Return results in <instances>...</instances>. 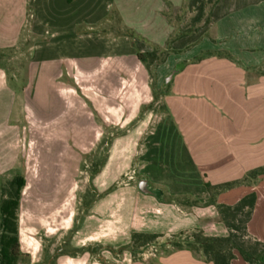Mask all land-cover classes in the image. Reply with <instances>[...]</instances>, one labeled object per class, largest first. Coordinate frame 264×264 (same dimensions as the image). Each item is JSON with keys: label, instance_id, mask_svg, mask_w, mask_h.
I'll list each match as a JSON object with an SVG mask.
<instances>
[{"label": "crops", "instance_id": "crops-1", "mask_svg": "<svg viewBox=\"0 0 264 264\" xmlns=\"http://www.w3.org/2000/svg\"><path fill=\"white\" fill-rule=\"evenodd\" d=\"M207 17L209 24H205ZM116 23L126 32L114 34ZM24 41L29 44L26 88L21 91L9 84L16 76L0 68V190L4 179L21 165V142L27 131L43 146L46 139L54 137L60 143L64 136V115L46 120L48 106L31 104L35 93L58 94L68 111H90L80 95L74 96L67 80L105 81L101 92L106 97L113 95L108 83L112 81H137L146 88L150 70L138 53L169 51L155 64L156 85L164 82L169 87L165 111L145 141V176L137 188H123L95 202L91 216L71 241L73 247L84 249L82 255H60L57 264H114L115 247L129 246L135 232L162 238L195 231L227 236L217 205L234 206L252 193L257 202L248 232L264 242V174L245 181L264 167V0H218L210 13L207 0H0V52ZM145 88L142 98L149 97ZM85 93L98 97L91 90ZM109 103L114 108L113 101ZM111 111L105 108L106 120ZM81 128L88 132L74 134L79 139L76 146L95 144L96 124L91 116L90 125L76 126ZM42 147L35 161L31 156L24 162L21 203L26 192L37 191V185L43 193L57 192L60 201L66 171L76 170L75 161L68 167L57 162L51 170ZM33 170L35 184H30ZM142 181L151 193L141 190ZM228 183L235 185L219 193L206 186ZM119 204L122 219L115 235L114 213L120 209L115 205ZM97 214L105 218L100 238L95 235L97 224H102ZM41 225L42 231L47 228L43 236L50 239L51 222ZM98 244L105 246L103 261L88 253ZM154 247L152 252L136 251L138 257L126 249L119 263L213 264L201 253L173 249L169 241ZM41 252L28 251L35 263ZM235 254L231 264H247Z\"/></svg>", "mask_w": 264, "mask_h": 264}, {"label": "rangeland", "instance_id": "rangeland-1", "mask_svg": "<svg viewBox=\"0 0 264 264\" xmlns=\"http://www.w3.org/2000/svg\"><path fill=\"white\" fill-rule=\"evenodd\" d=\"M210 21V17H207L205 24H209ZM112 31L114 34L126 32L124 27L117 23L113 25ZM28 52L29 44H26L25 41L12 50L0 52V68L12 77L16 76V80L13 78L8 82L21 91L26 88L28 83L29 74L27 75L28 65L26 62ZM168 52L157 51V57L159 59L164 58ZM150 75L151 80L146 88L137 81H125L120 82V84H118L119 81L108 82L113 90V95L110 97L102 96L104 94L101 91L105 90V81L67 80V84L73 85L74 91L72 93L74 96L80 95V100L90 109L91 113L84 108L79 114L76 110L70 109L68 111L67 106H64L65 102L63 103L64 98L58 94L49 95L47 92L36 95L37 93L34 94L36 89L31 91L30 95L34 94L35 96V98H31L33 99L31 102L33 107H35L36 102L40 105H46L44 108L48 106L44 111L46 120L52 121L59 115L58 113L64 115L65 124L62 125L64 127H61V132H64L65 137L61 138L60 143H57L58 140L54 137L46 139L47 142L43 146V144L35 143L36 136L30 130L27 131L26 140L21 142L23 150V156L19 157L22 161L21 165L8 178L4 179L0 195L2 187L8 181L16 176L25 175L27 169L24 162L31 156L35 161L42 146V150L48 153L46 164L51 170L54 169L52 166L57 162H60L61 166L64 163L68 167L69 162L72 161L76 163V170L75 172L72 170V173L66 171L64 187L63 185L60 187V201L57 199V192L49 193L48 190V194L43 193L38 190V185L35 187L37 191L33 193L28 191L24 195L19 210V236L21 250L25 257L18 264H57L60 255L70 257L82 255L84 249L73 247L71 241L75 233L81 229L83 220L91 216V208L94 203L113 192L116 194L123 188L138 187L139 181L145 176L144 161L142 160L146 150L145 141L154 131L160 114L165 111L164 94L169 87L164 82L160 86L156 85L155 64L150 67ZM144 88H149V97L142 98ZM90 90L95 92L98 97L92 98L86 95L85 92ZM21 91H19L20 95ZM21 97L19 98L21 99ZM111 100L114 108H111V103H109ZM107 106L112 111L108 113L110 118L106 120L105 108ZM90 116L96 124L97 141L91 146H76L79 139L74 138V136L76 134L86 136L88 132L85 128L76 130V126L90 125ZM50 131L53 130L50 129ZM33 168L35 169L36 166ZM34 174L35 171L33 170L31 176L28 177L30 184H35ZM50 175L51 173H48L49 182L52 181ZM46 195H51L52 198L47 199ZM116 200L115 196L114 201L116 202ZM115 207H120L119 210L115 209L114 213V234L116 235V232L120 231L119 225L122 215L120 204L115 205ZM97 216L102 224L101 226L97 224L96 227L99 228L95 235L100 238L105 232V218L98 214ZM47 221L51 222V228L47 231L51 234L50 239L43 236L47 228L45 227L42 231L40 227L42 226L41 223L46 224ZM88 228L90 229L91 226ZM174 239L173 236L160 238L157 243L145 248L152 252L158 243L170 242ZM103 248L105 246L98 244L90 247L88 253L93 256V259L103 261L105 260L102 257ZM34 249L43 251L38 263L33 262L32 255L28 253ZM126 249H129L128 246L115 247L114 264H121L119 261L123 259V252ZM135 257H138V254L135 253Z\"/></svg>", "mask_w": 264, "mask_h": 264}, {"label": "trees", "instance_id": "trees-1", "mask_svg": "<svg viewBox=\"0 0 264 264\" xmlns=\"http://www.w3.org/2000/svg\"><path fill=\"white\" fill-rule=\"evenodd\" d=\"M218 0H207L210 13ZM138 59L145 63L150 70L154 64L164 58L157 57V51L138 53ZM264 174V167L251 172L245 181ZM26 182L22 175L16 176L2 187L0 195V264H18L24 258L19 239V210L21 196ZM228 183L218 186L206 184L210 192L219 193L234 186ZM214 202V201H213ZM257 202L256 193L249 194L234 206L217 205L219 215L229 230L227 236H208L202 231L173 236L170 246L175 250L189 249L198 253L213 264H231L238 252L247 264H264V242L250 236L248 224L251 221ZM196 203V202H195ZM162 235L135 232L131 236L128 248L133 254L141 248L148 247L162 238Z\"/></svg>", "mask_w": 264, "mask_h": 264}, {"label": "water", "instance_id": "water-1", "mask_svg": "<svg viewBox=\"0 0 264 264\" xmlns=\"http://www.w3.org/2000/svg\"><path fill=\"white\" fill-rule=\"evenodd\" d=\"M141 190L144 192H147V193H151V191L148 189L145 181H142V183H141Z\"/></svg>", "mask_w": 264, "mask_h": 264}]
</instances>
